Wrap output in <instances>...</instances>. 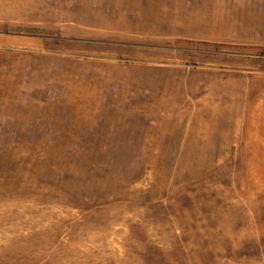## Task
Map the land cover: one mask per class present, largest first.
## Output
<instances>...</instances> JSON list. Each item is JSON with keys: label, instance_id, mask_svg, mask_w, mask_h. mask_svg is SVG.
<instances>
[{"label": "rangeland", "instance_id": "1", "mask_svg": "<svg viewBox=\"0 0 264 264\" xmlns=\"http://www.w3.org/2000/svg\"><path fill=\"white\" fill-rule=\"evenodd\" d=\"M0 264H264V0H0Z\"/></svg>", "mask_w": 264, "mask_h": 264}]
</instances>
